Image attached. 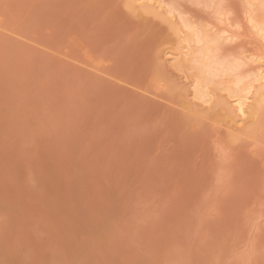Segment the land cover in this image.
I'll list each match as a JSON object with an SVG mask.
<instances>
[{"label": "rangeland", "instance_id": "rangeland-1", "mask_svg": "<svg viewBox=\"0 0 264 264\" xmlns=\"http://www.w3.org/2000/svg\"><path fill=\"white\" fill-rule=\"evenodd\" d=\"M160 1L182 33L128 0H0V264H264V102L236 132L231 77L203 106L199 47L164 55L182 17L254 74L264 4Z\"/></svg>", "mask_w": 264, "mask_h": 264}, {"label": "bare ground", "instance_id": "bare-ground-1", "mask_svg": "<svg viewBox=\"0 0 264 264\" xmlns=\"http://www.w3.org/2000/svg\"><path fill=\"white\" fill-rule=\"evenodd\" d=\"M263 2L264 0H250L248 4L251 8L253 4L260 3L263 5ZM128 3V6L130 8L132 7V9L140 8L144 13L154 12L157 13V15L163 7L162 1L160 0H128L127 4ZM174 10L175 8L172 7V5L171 7H167L166 10L164 6V10H161L163 13L160 12L158 16L161 15L160 17H166L165 20H168L169 24L173 27V29H175L177 33H182L181 29H179L178 26L175 25L176 23L173 20L174 18H176L173 15ZM167 16L169 18H167ZM180 20L182 24L181 27H184L189 30V33L187 35L183 34L182 36H179V49H177V53H172V50L170 51V53L166 52L164 55L168 56V58H170V60L172 61L177 60V58L182 60L183 57L189 55V47L191 43L199 47L197 57L195 58L196 61L194 60L195 63L191 67V69H193L194 71L192 96L194 99L201 102L203 106L204 104L205 106L208 105L212 98L216 96L214 95V93L211 92V88H214V85L216 84V82H218L216 80H219L221 77L224 76H227L229 78L231 77V81H228L229 83L225 82V85L222 82H218V88L220 91L223 90V92L225 91L227 94V100H225V105H227L228 107H225L227 108V112L229 111L228 113L230 116L228 123H231V128H234V130H240V127L242 128L246 125V123L249 122L250 119L255 117V114L258 113L262 103L264 102V57H259V55H257L254 56V59V57L251 56L253 57V64L256 63V67L253 65V67H255L256 69L255 72L251 71L254 72V74H251V72V75H249L248 73V75H245V73L244 75L238 74V68H241L239 64L242 63H237L234 61L235 63L231 62L233 63L231 64L229 61H219L218 59H216V53H214V51L217 50V45L220 42H222L223 40L225 41V39L231 42H235L236 39L234 36L237 35H231L229 32L230 35L223 36L224 38L221 41L222 35L217 36L215 34V37H211L209 36V32L200 30L199 28H195L191 23H189L187 20H184L182 17L180 18ZM254 20L255 19L252 18V15H250L248 21L251 24L252 29L255 30V34L258 37L263 38L264 40V24L263 22L258 23ZM223 31L224 33L228 32H226L225 30ZM181 60H177V62L174 63L178 65L177 63H179ZM251 69L254 70L253 68ZM220 84L222 85L220 86Z\"/></svg>", "mask_w": 264, "mask_h": 264}]
</instances>
